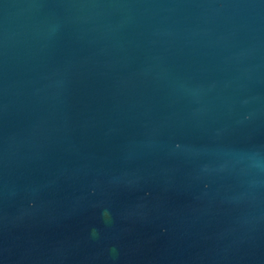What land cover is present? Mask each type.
Segmentation results:
<instances>
[{
	"label": "water",
	"instance_id": "1",
	"mask_svg": "<svg viewBox=\"0 0 264 264\" xmlns=\"http://www.w3.org/2000/svg\"><path fill=\"white\" fill-rule=\"evenodd\" d=\"M0 264H264V0H0Z\"/></svg>",
	"mask_w": 264,
	"mask_h": 264
}]
</instances>
